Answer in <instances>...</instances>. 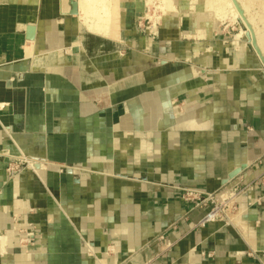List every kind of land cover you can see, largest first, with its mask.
Listing matches in <instances>:
<instances>
[{
	"label": "crops",
	"instance_id": "obj_1",
	"mask_svg": "<svg viewBox=\"0 0 264 264\" xmlns=\"http://www.w3.org/2000/svg\"><path fill=\"white\" fill-rule=\"evenodd\" d=\"M60 2L0 0V264H264L258 52L140 35L142 0L96 35ZM185 187L244 190L200 226Z\"/></svg>",
	"mask_w": 264,
	"mask_h": 264
},
{
	"label": "bare ground",
	"instance_id": "obj_2",
	"mask_svg": "<svg viewBox=\"0 0 264 264\" xmlns=\"http://www.w3.org/2000/svg\"><path fill=\"white\" fill-rule=\"evenodd\" d=\"M69 1L70 0H61L60 3H62L61 5L63 6V8H65L69 6L68 5ZM162 1L163 3H165L163 4V7H161L164 14L167 13H170V15L183 14L186 15L187 17H190L191 23L198 25L199 27L198 32H193L192 30L189 29L188 30L186 29L184 31L188 35L193 34L194 36H197V38L198 37L200 38V36H204V35L209 36L210 31H213L214 28H217L218 23L222 18H225V16H227L226 13L228 11L233 12L234 13L233 16L235 18H237L236 14H239L240 16L238 15L239 18L237 20L238 21L240 20L239 22L242 25V29H241L242 34L246 35L245 38L246 40L243 39L244 47H246L248 45V42H250L255 48V50L258 52V54L260 55V58L264 59V22L263 25H260L261 23L258 24L255 18L249 15V12L251 11L250 10L251 4L254 2V4L257 3L261 5L260 3L261 0H259L258 2L257 0H192L189 1V3L183 2V0H162ZM78 2H79V11H80V14L78 16L80 20V25L83 29L91 33H94L96 35L110 37V38H118L119 4L121 0H78ZM142 4H144L143 6H145L143 15L145 17H148L149 5L152 4V0H143ZM210 11L221 14H219V17L216 14L217 16L215 17L214 22L209 27V30L207 28H206L207 30H204L202 29V26L205 24L206 19L209 18L208 16L210 15ZM156 23H157V19H156ZM25 28L27 27L25 26ZM153 28L154 31L157 33L159 27L155 29V26H153ZM171 29L173 28H170V30L161 29V35L172 36L173 33Z\"/></svg>",
	"mask_w": 264,
	"mask_h": 264
},
{
	"label": "rangeland",
	"instance_id": "obj_3",
	"mask_svg": "<svg viewBox=\"0 0 264 264\" xmlns=\"http://www.w3.org/2000/svg\"><path fill=\"white\" fill-rule=\"evenodd\" d=\"M161 1L162 0H152V4L149 5V16L145 17L142 14L140 16V18L138 20H136V25L138 27L140 26V28H139V30L141 31V33H139L140 35H144V36H148V37H155L156 39L159 40V37H160L159 34L160 33L158 31H160L161 29H164L166 27L170 28L169 26L173 25V26H176V28H175V31L177 32L176 39H179V40H191V41L204 42V41H207L209 39V40H213L214 42H218L221 39H225V40H227L228 43H230V41H235L237 39V40H239V44L241 42H243L244 40H246L245 39L246 35L242 34V30H241L242 25L239 22L240 20L239 21L237 20L239 18L238 17L239 14H236L237 18H235L233 16L234 13L228 11L226 13L227 16H225V18H222L220 20L217 28H214L213 31H210L209 36L204 35V36H200V38L199 37L197 38V36H194L193 34L190 36L186 35V33H183L182 30L188 29V27H190V29H192L193 32H198L199 31L198 25L193 24V23H192V26H191V23L189 25V20L191 21L190 17H187L186 15H183V14H176V15H170V13L164 14L161 7H163V4H165V3H163V1L162 2ZM189 1H192V0H183V2H188V3H189ZM258 1L259 0H257V2ZM142 3H143V0H142ZM260 3H261V5L257 4V3L254 4V2L251 4V6H250L251 11L249 12V15L253 16L258 24L261 23L260 25H263V22H264V0H261ZM223 9H225V8H223ZM230 13H231V15H230ZM216 14L219 17V14H221V13H215L213 11H210V15L208 16L209 18L206 19V22L202 26V29H204V30L208 29L209 30V27L214 22L215 17L217 16ZM153 17H155V18H153ZM156 19H157V23H156ZM167 25H169V26H167ZM153 26H155V29H157L159 27L157 33L154 31ZM103 45H106V47L110 48V47H112L113 44H112V42H110V43L107 42V43H103ZM248 46H249V49L251 51L257 53V51L255 50V48L253 47V45L250 42H248ZM120 47L122 48V49L119 48V50H121V51L126 50L127 52H129V50H130V49H128V47H125L123 45H121ZM219 197H220V199H223L224 198L223 193H220Z\"/></svg>",
	"mask_w": 264,
	"mask_h": 264
},
{
	"label": "built area",
	"instance_id": "obj_4",
	"mask_svg": "<svg viewBox=\"0 0 264 264\" xmlns=\"http://www.w3.org/2000/svg\"><path fill=\"white\" fill-rule=\"evenodd\" d=\"M264 179V174L262 175ZM244 189H222L217 192H204L202 190L185 187L182 188L181 197L196 206L211 204L209 211L198 221V225L205 226L208 223L220 220L225 215V210L235 203V200L242 194ZM220 193H223L224 198L220 199ZM160 238H163L161 235Z\"/></svg>",
	"mask_w": 264,
	"mask_h": 264
},
{
	"label": "water",
	"instance_id": "obj_5",
	"mask_svg": "<svg viewBox=\"0 0 264 264\" xmlns=\"http://www.w3.org/2000/svg\"><path fill=\"white\" fill-rule=\"evenodd\" d=\"M69 5H70V10H69V14L70 15H74V16H78L80 14L79 11V2L78 0H70L69 1ZM26 38L30 41L35 40L36 38V26L35 25H28L26 28ZM73 52L78 51L77 47H74L72 49ZM263 63H264V59L262 58ZM34 167L38 168L39 164L35 163ZM245 167V165H242L241 167L235 169L234 171H232L229 176H228V180L234 178L236 175H238L241 170ZM68 172L71 173L72 169H68ZM227 180V181H228Z\"/></svg>",
	"mask_w": 264,
	"mask_h": 264
}]
</instances>
